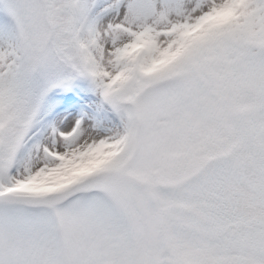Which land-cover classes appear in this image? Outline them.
Masks as SVG:
<instances>
[{"label":"snow or ice","instance_id":"obj_1","mask_svg":"<svg viewBox=\"0 0 264 264\" xmlns=\"http://www.w3.org/2000/svg\"><path fill=\"white\" fill-rule=\"evenodd\" d=\"M0 264H264V0H0Z\"/></svg>","mask_w":264,"mask_h":264}]
</instances>
